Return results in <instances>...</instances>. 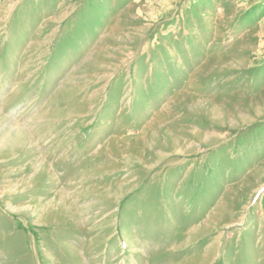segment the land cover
Instances as JSON below:
<instances>
[{"label": "rangeland", "instance_id": "1", "mask_svg": "<svg viewBox=\"0 0 264 264\" xmlns=\"http://www.w3.org/2000/svg\"><path fill=\"white\" fill-rule=\"evenodd\" d=\"M0 264H264V0H0Z\"/></svg>", "mask_w": 264, "mask_h": 264}]
</instances>
